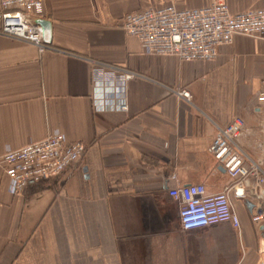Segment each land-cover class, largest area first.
<instances>
[{
	"label": "crops",
	"instance_id": "obj_1",
	"mask_svg": "<svg viewBox=\"0 0 264 264\" xmlns=\"http://www.w3.org/2000/svg\"><path fill=\"white\" fill-rule=\"evenodd\" d=\"M211 0H43L53 24L52 49L0 36V264H260L264 224L252 213L264 184L231 179L212 157L216 126L234 116L246 126L239 145L264 157V41L237 36L216 58L183 62L143 52L122 30L125 15L171 5L180 10ZM232 14L264 9V0H226ZM152 78L129 83L126 113L93 112L88 60ZM186 89L192 103L166 88ZM85 143L68 172L14 195L4 171L9 147L57 131ZM203 185L229 195L240 218L194 230L180 226L170 189ZM263 195V201L255 195Z\"/></svg>",
	"mask_w": 264,
	"mask_h": 264
},
{
	"label": "built area",
	"instance_id": "obj_2",
	"mask_svg": "<svg viewBox=\"0 0 264 264\" xmlns=\"http://www.w3.org/2000/svg\"><path fill=\"white\" fill-rule=\"evenodd\" d=\"M211 1L210 6L198 9L180 10L171 5L135 11L123 17L121 28L129 36L138 38L145 55H167L183 62L212 61L217 57V49L233 44L237 36L264 41V9L232 14L226 0ZM44 15L43 0H0V36L23 40L26 44L36 45L42 52L50 50L52 46L44 37L43 27L35 23ZM88 62L90 99L95 114L126 113L129 108V83L138 79L155 82L127 67L98 59ZM166 88L176 98L192 103L186 89ZM258 101L264 105V90L259 93ZM230 122L226 127L216 126L215 139L210 145L212 157L234 181L246 183L252 180L255 186L261 187L264 184V157L261 161H254L240 147L238 141L245 122L236 116ZM87 147L78 141L69 142L66 133L61 130L42 141L28 140L21 149L9 147L2 163L9 178V191L17 195L30 185L57 179L82 158ZM169 191L180 204L179 224L183 230L224 222L234 228L240 226V218L232 210L229 200L231 193L235 197H245V191L239 184L228 186L215 195L208 194L206 188L199 184L182 185ZM255 197L259 201L263 199V195ZM252 214L253 224L263 225L264 203H259L257 211Z\"/></svg>",
	"mask_w": 264,
	"mask_h": 264
},
{
	"label": "water",
	"instance_id": "obj_3",
	"mask_svg": "<svg viewBox=\"0 0 264 264\" xmlns=\"http://www.w3.org/2000/svg\"><path fill=\"white\" fill-rule=\"evenodd\" d=\"M35 23L43 27L44 37L46 38V41H48L49 44H51L53 40L52 35H53L54 24L47 17L36 19Z\"/></svg>",
	"mask_w": 264,
	"mask_h": 264
}]
</instances>
